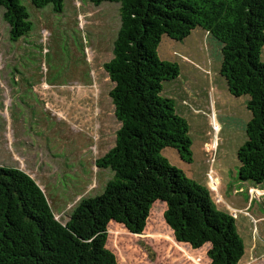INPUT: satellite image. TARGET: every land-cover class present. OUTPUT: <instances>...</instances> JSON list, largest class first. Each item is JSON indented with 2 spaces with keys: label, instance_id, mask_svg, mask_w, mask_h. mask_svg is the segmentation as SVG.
I'll return each mask as SVG.
<instances>
[{
  "label": "trees",
  "instance_id": "trees-1",
  "mask_svg": "<svg viewBox=\"0 0 264 264\" xmlns=\"http://www.w3.org/2000/svg\"><path fill=\"white\" fill-rule=\"evenodd\" d=\"M36 8L63 0H31ZM119 4L120 28L104 69L120 123L115 145L95 161L114 175L101 195L81 199L68 221H58L35 180L19 168L0 166V264H119L108 247L114 222L139 235L154 204L165 206L164 222L175 242L198 250L208 264H243L245 248L230 213L212 200L208 186L189 178L162 154L175 149L191 163L189 124L163 84L180 75L160 58L164 36L183 41L197 28L220 43V75L232 96H248L251 118L237 151L241 182L264 183V0H89ZM11 41L32 25L20 0H0ZM254 185V186H257ZM236 210V209H235Z\"/></svg>",
  "mask_w": 264,
  "mask_h": 264
},
{
  "label": "rangeland",
  "instance_id": "rangeland-1",
  "mask_svg": "<svg viewBox=\"0 0 264 264\" xmlns=\"http://www.w3.org/2000/svg\"><path fill=\"white\" fill-rule=\"evenodd\" d=\"M20 2L32 29L14 42L0 7V166L31 176L65 224L79 201L101 195L114 175L95 161L115 145L120 128L109 96L114 85L104 69L120 28L119 4L63 0L56 13L52 4ZM158 54L180 67L178 78L164 82L162 95L174 100L192 142L191 163L172 148L163 156L208 186L213 202L235 216L244 261L264 264V183L255 195L249 187L257 184L238 178L249 97L229 93L220 75V43L201 28L183 41L164 36ZM209 175L219 179L216 191ZM164 210L162 202L154 204L139 235L114 222L108 226V247L119 264H208L209 245L195 250L175 242Z\"/></svg>",
  "mask_w": 264,
  "mask_h": 264
},
{
  "label": "built area",
  "instance_id": "built-area-1",
  "mask_svg": "<svg viewBox=\"0 0 264 264\" xmlns=\"http://www.w3.org/2000/svg\"><path fill=\"white\" fill-rule=\"evenodd\" d=\"M215 128H217V126ZM208 181H209V185H210L212 190H214V187H216V188L218 187V183H219V179L218 178H216V177H214L212 175H209L208 176ZM216 190H214V191H216Z\"/></svg>",
  "mask_w": 264,
  "mask_h": 264
},
{
  "label": "crops",
  "instance_id": "crops-1",
  "mask_svg": "<svg viewBox=\"0 0 264 264\" xmlns=\"http://www.w3.org/2000/svg\"><path fill=\"white\" fill-rule=\"evenodd\" d=\"M252 187V188H251ZM250 188V190H256V191H258L257 189L259 188V185H257V186H250L249 187ZM243 264H247L246 262L245 263H243Z\"/></svg>",
  "mask_w": 264,
  "mask_h": 264
},
{
  "label": "clouds",
  "instance_id": "clouds-1",
  "mask_svg": "<svg viewBox=\"0 0 264 264\" xmlns=\"http://www.w3.org/2000/svg\"><path fill=\"white\" fill-rule=\"evenodd\" d=\"M253 191H255V192H254L255 195L258 193V191H256V190H253ZM232 216H233V215H232ZM233 217H235V216H233Z\"/></svg>",
  "mask_w": 264,
  "mask_h": 264
}]
</instances>
